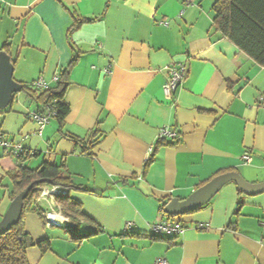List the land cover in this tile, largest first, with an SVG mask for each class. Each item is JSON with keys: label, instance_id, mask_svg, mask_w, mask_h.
Here are the masks:
<instances>
[{"label": "crops", "instance_id": "obj_1", "mask_svg": "<svg viewBox=\"0 0 264 264\" xmlns=\"http://www.w3.org/2000/svg\"><path fill=\"white\" fill-rule=\"evenodd\" d=\"M191 1L0 0V48L10 44L15 81L43 78L51 88L77 57L61 131L54 118L38 131L23 92L0 111V138L29 153L18 162L0 150V221L11 203L8 174L19 165H56L86 190L69 193L90 221L77 231L25 215L32 241L49 242L45 252L27 248L28 264H264V191L239 193L233 182L169 218L183 234L150 236L167 198L184 200L229 172L264 182V67L215 28L216 0ZM74 18L91 21L68 35ZM178 63L187 77L167 99V67ZM164 128L176 138H165L144 170Z\"/></svg>", "mask_w": 264, "mask_h": 264}, {"label": "trees", "instance_id": "obj_2", "mask_svg": "<svg viewBox=\"0 0 264 264\" xmlns=\"http://www.w3.org/2000/svg\"><path fill=\"white\" fill-rule=\"evenodd\" d=\"M212 9L215 28L259 66L264 67V0H216ZM90 21L74 18L68 35L83 23ZM9 47L10 44H4L0 48V52L9 56ZM76 61L77 57H73L69 65L59 73V80L47 91L37 93L38 91L22 84V92L32 100L39 111H42L46 105L51 104L54 106V119H56L60 131L62 130L65 117L69 113V106L65 102L64 95L69 86V72ZM12 63L14 64L15 62ZM165 144H167L165 138H159L156 141L149 159L145 162L144 170L151 164L156 149ZM86 152L85 150L84 153ZM24 159L25 157H21L17 161L23 162ZM8 177L12 186L10 192L11 201L28 187L29 190L23 199L19 220L7 233L0 236V264H28L26 258L27 248L37 246L43 252L49 249L48 240L34 243L24 227V217L27 213L38 212L43 218L41 209L36 205V199L43 187H59L63 189L65 194L56 195L54 200L60 207L63 216L72 225L64 226L68 232L77 231L80 225L90 222L81 212L79 203L69 195L73 190H86L80 185H75L71 178L62 172L60 167L42 163L36 169H28L19 165L16 170L8 174ZM203 185L200 184V186ZM239 193L242 192L239 191ZM166 200L170 201L171 199L167 198ZM164 215L167 218H173L169 215Z\"/></svg>", "mask_w": 264, "mask_h": 264}, {"label": "built area", "instance_id": "obj_3", "mask_svg": "<svg viewBox=\"0 0 264 264\" xmlns=\"http://www.w3.org/2000/svg\"><path fill=\"white\" fill-rule=\"evenodd\" d=\"M185 4H191V0H183ZM166 24V23H165ZM167 78L162 86L163 94L167 99H171L172 94L181 85L187 77V67L185 64H171L167 67ZM59 80V74L53 76L52 81L57 82ZM29 87L35 91L44 92L50 89L48 82L43 78L37 79L32 82ZM264 109V104L262 105ZM55 110L53 105H46L39 111L35 108L29 113L30 119L37 125L38 131L41 132L42 129L48 124L49 120L54 118ZM159 138H166L174 140L176 138L175 133H172L168 129H161L159 133ZM0 150L5 154L14 157L15 159L27 156V151L19 144L13 143L0 138ZM242 161L249 163L250 156L244 153L242 156ZM58 194H65L62 188L59 187H43L38 194L37 202L41 199L52 200L53 204L49 209H43L40 205H37L41 209V215L47 224H53L57 226L64 227L68 222L67 218H64L61 209L56 206L55 196ZM57 209V211H56ZM59 210V211H58ZM163 209L160 210V215L165 217ZM131 223H126L123 229V234H127L131 228ZM206 225L199 224L195 227L196 230L205 229ZM185 228L182 226L181 222L178 220H173L169 218H163L156 224L150 226V236L152 237H176L183 234ZM154 264H167L163 259H156Z\"/></svg>", "mask_w": 264, "mask_h": 264}, {"label": "water", "instance_id": "obj_4", "mask_svg": "<svg viewBox=\"0 0 264 264\" xmlns=\"http://www.w3.org/2000/svg\"><path fill=\"white\" fill-rule=\"evenodd\" d=\"M13 73L14 66L11 58L0 52V111L9 108L14 97L22 92L23 86L15 81ZM229 182H233L238 190L244 194L253 195L264 191V182L252 184L243 179L238 173L229 172L216 176L184 200L171 199L165 204L163 211L171 217L192 213L208 204L214 195ZM28 190L29 187L11 201L4 217L0 221V236L7 233L19 220L22 202ZM66 225L72 226L69 221Z\"/></svg>", "mask_w": 264, "mask_h": 264}]
</instances>
